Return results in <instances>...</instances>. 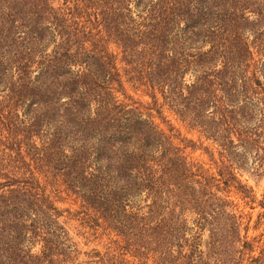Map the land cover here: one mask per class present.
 <instances>
[{"label": "trees", "instance_id": "trees-1", "mask_svg": "<svg viewBox=\"0 0 264 264\" xmlns=\"http://www.w3.org/2000/svg\"><path fill=\"white\" fill-rule=\"evenodd\" d=\"M243 175L264 178V0H0V264H264Z\"/></svg>", "mask_w": 264, "mask_h": 264}, {"label": "rangeland", "instance_id": "rangeland-1", "mask_svg": "<svg viewBox=\"0 0 264 264\" xmlns=\"http://www.w3.org/2000/svg\"><path fill=\"white\" fill-rule=\"evenodd\" d=\"M109 49L113 50L114 52L117 51L116 47L112 44L110 45ZM129 92L131 95H133L134 98L141 100L143 103L145 104L150 103L151 99L147 95H142L140 94V92L136 93L130 89H129ZM163 109H164L163 115L164 117H166L163 120L157 116L154 110L152 111V113L154 114L155 122L160 127L164 128L166 131H168L169 127L172 128L171 133L174 136V142L178 144L179 146L184 147V154L187 156L188 159L193 160V161H198L204 164L205 167L209 168L211 172H214L215 169L213 167L212 161L210 160L208 152L204 151V149H202L200 145L201 144L206 145L212 151H213L214 146L210 144L208 141L203 140V138L199 135L197 131L190 130L185 124L179 122L172 113L167 111L165 108ZM186 140H191L196 145H190V143H187ZM216 156L217 154H215V157ZM247 165L248 166L253 165L251 157ZM241 178L242 179L247 178L246 182L248 186L251 188V195L253 196V198L251 200L246 201L245 199H242L240 195H238L235 191H232L230 193V196L236 202L238 206V210H240V212L244 215L245 219H250V223L253 224L255 219L257 218V214L259 212L264 211V208H262L261 205L259 204L260 200H263L264 178H255L253 176L251 177L247 175H243L241 176ZM60 196L62 197V199H58V200L56 199V204L58 207L60 208L69 207L71 208V210L77 209V205L73 204V201L71 199H68V198L64 199L66 197L65 193H61ZM69 217H71V215L64 213V216H63L64 220H67L66 218H69ZM67 225H68V222H67ZM257 233H259V230H254L252 228L249 230L250 236H254ZM78 239L82 242L81 246L83 248H87V245L84 244L83 239L81 237H79ZM103 240H107V238L104 237ZM92 244L93 243H90V245ZM150 264L152 263L150 262Z\"/></svg>", "mask_w": 264, "mask_h": 264}]
</instances>
